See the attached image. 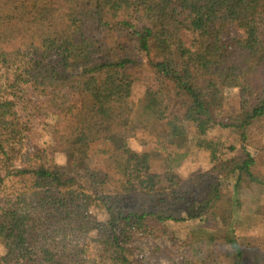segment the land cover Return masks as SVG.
<instances>
[{
    "label": "trees",
    "instance_id": "16d2710c",
    "mask_svg": "<svg viewBox=\"0 0 264 264\" xmlns=\"http://www.w3.org/2000/svg\"><path fill=\"white\" fill-rule=\"evenodd\" d=\"M137 81L146 143L169 154L192 143L211 166L183 178L132 147ZM230 88L246 105L223 118ZM262 120L264 0H0V264H264V234L243 246L237 231L264 217L257 195L237 222L239 193L264 188V160L246 147ZM37 126L52 144L23 151ZM215 126L235 140L206 138ZM94 144L106 163L89 164ZM176 223L191 226L180 261L137 246Z\"/></svg>",
    "mask_w": 264,
    "mask_h": 264
},
{
    "label": "rangeland",
    "instance_id": "374dc122",
    "mask_svg": "<svg viewBox=\"0 0 264 264\" xmlns=\"http://www.w3.org/2000/svg\"><path fill=\"white\" fill-rule=\"evenodd\" d=\"M96 34L97 36H101L102 31L97 30ZM144 89L145 85L143 81L135 82L131 99L132 102L128 107L133 126L135 127L137 133L136 137L130 140L132 147L138 150H149L151 152L153 170L161 172L166 167L171 166L175 168L183 178L192 171H195L199 168L205 169L211 166L212 159L208 151L205 149H200L192 143H190L187 147L180 149L179 151L174 150L171 152V154L162 148L154 149L151 144H148V142L146 143L148 140L149 125L143 120L144 116L142 117V115L139 114L137 106L138 99L143 94ZM187 104L188 100L184 98L182 102L174 108V110L182 116H185ZM243 105H246V102L241 100L238 89L230 88L226 90V112L223 114V118L228 115L227 111L231 108H240ZM185 123L188 129L189 137L191 138L196 133L195 124L190 120H186ZM259 125H261L260 129L258 128ZM254 133L258 139H261V141L257 143L248 142L246 143V147L260 160H264V120L255 124ZM236 134L237 133L233 128H222L220 126H215L208 131L206 138L214 139L216 141L219 140L222 142H232L235 140ZM51 144L52 142L49 131L37 126L25 140L23 151L33 150L38 147H47ZM101 148V144L93 145L91 155L88 159L90 165L94 166L107 162V156L101 153ZM237 150H239V145ZM53 155L56 161L60 163L67 162V158L64 153L56 151L53 153ZM220 190L226 195L234 194L233 185L228 180L221 183ZM257 195L263 196L264 188L252 183H247L244 189L239 193V197H237L240 199V203L237 204V215L239 219L237 218V222L239 220L243 221V219L247 218L246 216L250 214L249 212H252L250 207L251 199ZM190 227L191 226L184 223L171 224L167 233L162 239L152 241L144 240L142 242H138L137 246L146 247L145 245L149 246L152 244L167 246L173 252L176 258L175 260L180 261L182 259V255L188 250L189 245L187 242V237L189 235ZM237 231L239 242L243 246L253 243L255 237L264 234V217L261 219L259 226L252 227L250 229H240L239 227ZM3 252L4 247L0 242V254H3ZM160 263L169 264L165 257L160 259Z\"/></svg>",
    "mask_w": 264,
    "mask_h": 264
}]
</instances>
